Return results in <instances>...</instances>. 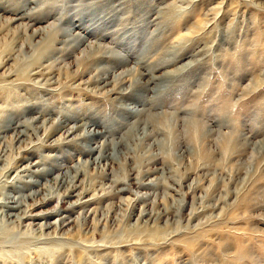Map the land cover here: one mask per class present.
<instances>
[{"label": "rangeland", "instance_id": "rangeland-1", "mask_svg": "<svg viewBox=\"0 0 264 264\" xmlns=\"http://www.w3.org/2000/svg\"><path fill=\"white\" fill-rule=\"evenodd\" d=\"M7 201L0 264H264V0H0Z\"/></svg>", "mask_w": 264, "mask_h": 264}, {"label": "bare ground", "instance_id": "bare-ground-1", "mask_svg": "<svg viewBox=\"0 0 264 264\" xmlns=\"http://www.w3.org/2000/svg\"><path fill=\"white\" fill-rule=\"evenodd\" d=\"M101 82V81H100ZM14 204V205H13ZM21 207L20 203L12 202V201H7V203H0V209L3 210V213H5V217L7 218H12L15 217L14 215H6V213L10 210H17Z\"/></svg>", "mask_w": 264, "mask_h": 264}]
</instances>
